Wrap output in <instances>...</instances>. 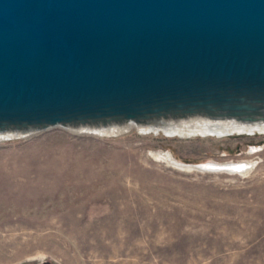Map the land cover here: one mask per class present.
<instances>
[{
    "label": "water",
    "instance_id": "obj_1",
    "mask_svg": "<svg viewBox=\"0 0 264 264\" xmlns=\"http://www.w3.org/2000/svg\"><path fill=\"white\" fill-rule=\"evenodd\" d=\"M191 118L264 124V0H0V132Z\"/></svg>",
    "mask_w": 264,
    "mask_h": 264
},
{
    "label": "rangeland",
    "instance_id": "obj_2",
    "mask_svg": "<svg viewBox=\"0 0 264 264\" xmlns=\"http://www.w3.org/2000/svg\"><path fill=\"white\" fill-rule=\"evenodd\" d=\"M152 151L250 166L188 171ZM0 264H264V134L0 142Z\"/></svg>",
    "mask_w": 264,
    "mask_h": 264
},
{
    "label": "bare ground",
    "instance_id": "obj_3",
    "mask_svg": "<svg viewBox=\"0 0 264 264\" xmlns=\"http://www.w3.org/2000/svg\"><path fill=\"white\" fill-rule=\"evenodd\" d=\"M64 129L70 130L78 134H89L99 137H111L128 134L131 131H136L140 135H164L167 137H179V138H191V137H207L214 136L221 138L224 136H230L235 134H264V124L258 125L254 128H242L237 126H208L202 120L191 118L186 121H178L175 125L155 126L152 124H139L133 121L122 122L117 124H110L105 127H99L95 129H89L87 127H66ZM230 134H224L225 132ZM36 134L33 132L31 135ZM30 135V136H31ZM22 134L13 132H0V142H4L11 139H20ZM253 151H258L256 147L251 148ZM151 155L155 159L168 163L171 166L178 167L184 170H198V171H213V172H230L240 173L246 171L250 166L249 162H225L218 163L212 161H205L199 163H183L178 161L168 152L152 151ZM252 167V166H251ZM211 168V169H210ZM227 169V170H226Z\"/></svg>",
    "mask_w": 264,
    "mask_h": 264
}]
</instances>
